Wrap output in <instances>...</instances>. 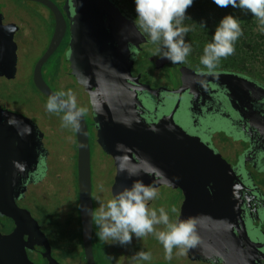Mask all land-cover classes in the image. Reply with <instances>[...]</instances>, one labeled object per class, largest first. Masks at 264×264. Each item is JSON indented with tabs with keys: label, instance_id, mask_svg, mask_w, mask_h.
Returning <instances> with one entry per match:
<instances>
[{
	"label": "water",
	"instance_id": "obj_1",
	"mask_svg": "<svg viewBox=\"0 0 264 264\" xmlns=\"http://www.w3.org/2000/svg\"><path fill=\"white\" fill-rule=\"evenodd\" d=\"M26 1L42 5L54 19L48 47L33 68L32 83L36 90L47 99L55 94L43 81L41 70L65 36L67 24L62 15L64 12L69 21L70 34L64 72L73 76L86 93L89 94L90 88L94 89L90 105L94 122L101 131L98 142L112 157L114 166L123 163L127 166L129 163L128 171L136 175V180L151 184L161 182L180 189L184 200L179 218H194L199 239L209 228L221 233L218 235L223 234L218 236V246L210 249L220 264H264L263 226L260 224L257 233L252 232L244 222L250 214L244 209V217H240L241 208L234 201L233 171L211 147L209 139L204 141L175 124L174 110L167 112L163 105L158 108L138 95L143 91L152 96L159 93L148 86L137 85L138 82L130 74L133 62L128 50L132 44L129 36L134 35L137 43L145 42L139 30L123 18L108 0H66L61 6L62 12L49 0ZM5 59L6 56H3L0 78L4 76L1 65ZM181 69L188 70L185 67ZM199 78L215 89H224V98L241 120L246 119L241 114L242 109L238 108V104L244 105L242 100L254 104L264 98L260 96L261 93L264 95V85L239 74L216 72L213 75L206 72L199 74ZM164 90L180 96V92ZM214 114L198 113L193 116L200 126L222 118L217 112ZM26 121L11 109L0 106V216L13 223L10 234L3 232L0 226V264H30L26 257V251L31 249L29 241L15 240L16 236H23V230L35 228L30 222L29 209L22 203V209L17 206V202L24 198L22 171L33 139ZM101 133L108 137H102ZM74 135L81 244L86 264H95L92 252L94 208L90 147L84 117ZM116 181L113 189L117 186ZM201 187L210 193L212 200L199 193ZM37 233L42 237L39 245L44 250L41 255L45 264H57L51 257L47 237L38 230ZM195 247L187 250L191 260L199 258Z\"/></svg>",
	"mask_w": 264,
	"mask_h": 264
},
{
	"label": "flooded vegetation",
	"instance_id": "obj_2",
	"mask_svg": "<svg viewBox=\"0 0 264 264\" xmlns=\"http://www.w3.org/2000/svg\"><path fill=\"white\" fill-rule=\"evenodd\" d=\"M49 1L52 2L60 11L61 6L66 2V0ZM108 1L119 10L123 18L135 26L131 18L125 14L117 0ZM25 2L31 1L0 0L1 31L3 35L7 37L6 46L10 45V47H12V51H9L7 54L5 63L1 65V69L5 74L8 72L13 73L15 71L16 76L15 79H11L12 81L17 79V64L19 62V55H30L34 49L40 47L41 41L45 40V35L50 28V24L48 23L49 20L52 19V25L54 26L53 16L48 9L38 3L33 2L37 5H40V9L37 11L28 10L25 7L26 5L23 6ZM43 12L46 14H43ZM62 15L66 21L67 30L62 43L56 52L60 51L61 54L64 53V59H67L70 38L69 21L67 20L64 12H62ZM9 19L14 20V22L10 23L12 25H8ZM129 38L132 44L128 46V50L130 54V60L133 62L130 68L131 76L138 82L137 85L148 86L151 90L159 92L155 96H152L145 91L139 92L138 95L146 102L157 106L158 108L163 105V107L167 109V112L174 110L173 119L175 124L183 131L189 132L190 130L191 135L195 137L200 136V138L204 141L209 139L211 147L221 156V158L226 162L235 175L232 181L233 187L235 188L234 201L241 208L240 217H244L242 210L245 209V211L250 214V218H248V220L244 218L246 226L250 228V231L257 233L259 231L258 228L260 227V224H262L261 227L263 226L264 233V98L258 102H255L254 104L242 100L241 102L244 105L238 104V108L242 109L241 114L245 115L246 119L241 120L237 114L232 111L227 100L224 98L223 95H226L224 89H215L213 85H209L204 81V79L199 78V74L206 73L205 71H199L190 68L189 70L191 71L183 70L180 73L179 70L182 67L181 65H171L164 63V59L155 56V52H150L144 49L145 44H147L146 39L145 43H137L138 40L136 37H134V35H130ZM61 46L63 47L60 49ZM14 55L16 56V64L14 63ZM58 61L59 60H57V62ZM58 64L59 63H57V65ZM167 65L173 67V70L166 71ZM46 74L47 73L45 72L44 78L42 75V79H44L43 81L54 93H58V90L61 89L71 90L74 92L79 105L85 103L87 111L83 117L87 127L90 147V134L94 133L96 136H98L99 132L101 131L99 126L94 122L95 116L91 108L90 101L87 98V93H85L82 86L76 83V80L73 76L67 77H69L74 82L75 87L71 86V84L69 85L63 83L62 78H56L53 85V83L46 77ZM4 79L9 81L6 77H4ZM29 79L32 81V75L31 78L28 75L26 79H20V84L18 85L20 89L17 92L22 91L23 93L18 99L15 97V103H18V100H20V103L23 104L22 107L21 105L20 107L23 108V110L26 109V105L29 102L34 103L36 106L39 102L38 96L34 93L33 89H28L30 86ZM151 81H160V84L155 82L159 85L153 87ZM9 83L14 85L10 81ZM164 89L180 92V96L168 94ZM89 90L93 91L94 89L90 88ZM261 94L260 96L264 97L263 93ZM256 96H258V94H256ZM241 97L244 98V95H241ZM43 112L47 113L46 111ZM215 112H217V115L222 117L218 122H205L200 126L193 116V114L198 113L199 115L205 113H211L215 115ZM15 113L21 115L28 121L31 120V118L29 119V117L26 116V114L18 113L17 110H15ZM28 121H26V125L30 128V123ZM101 136L108 137V135L105 133H101ZM34 137L35 139L38 138V135L35 132ZM96 144L97 147L107 155V157L112 159L110 155L105 153L103 146L98 142V137H96ZM112 162L114 165L113 159ZM39 164L40 160L37 156V167ZM32 175L34 174H32L25 166L22 171L21 179L24 188V198L17 202L19 209H22L21 203L27 197L28 192H31L30 190L33 187L28 183L29 177ZM143 183L146 185L150 184L148 181H143ZM200 191L201 192L199 193H204L205 196L210 198V193L205 191L202 187L200 188ZM33 194L39 196L34 191ZM210 200L212 199L210 198ZM28 206L30 207L31 211L35 213L36 216H38V220L41 219L42 213H38L29 203ZM37 218L31 215L30 222L35 228L29 227V230H23V236H16L15 240L29 241L31 249H26V257L30 264H45L46 261L41 255L44 250L39 245V243L42 242V237L37 233V230L40 232L41 230L39 228L36 229ZM93 225H95V213ZM0 226H2L3 232L10 234L13 223L8 218L0 216ZM51 236H53L52 233H50V237ZM50 237H47V240L53 260H55L57 263H60L59 261L62 260L59 258H63L64 264H76L74 256H62L64 254H61L58 251L54 238ZM196 249L197 247L195 250ZM199 251H201L200 247ZM199 257L201 258V252H199ZM194 261L195 260H192L191 262ZM116 263L122 264V260H116ZM78 264L83 263L79 262ZM216 264H220V262L217 261Z\"/></svg>",
	"mask_w": 264,
	"mask_h": 264
},
{
	"label": "clouds",
	"instance_id": "obj_3",
	"mask_svg": "<svg viewBox=\"0 0 264 264\" xmlns=\"http://www.w3.org/2000/svg\"><path fill=\"white\" fill-rule=\"evenodd\" d=\"M194 0H133L134 25L156 45L155 56L168 60L171 64L185 63L192 52V46L186 42V36L191 31L189 26H183L187 9ZM218 6L238 7L246 14H251L260 25V32L264 34V0H213ZM207 28L206 22L199 24ZM243 36L238 17L227 14L215 26L212 38L203 48L200 64L208 74H216L222 59H226L235 52V44ZM49 114L58 115L61 127L79 130L85 108L77 105L76 96L71 90L60 91L48 97L44 105ZM129 175H135L130 173ZM158 192L152 184H144L141 180H134L131 186L112 192L111 198L98 201L99 207L95 214V225L98 239L106 244L125 246L132 243L133 238L142 239L148 235L163 246L165 259L171 260L173 249H179L178 254L200 243L195 232V220L189 218L181 220L170 219L169 211L164 207L158 209L149 207V202L157 199ZM176 213V208H171ZM162 225V230H157ZM152 259L151 253L137 251L130 258V264H143Z\"/></svg>",
	"mask_w": 264,
	"mask_h": 264
},
{
	"label": "rangeland",
	"instance_id": "obj_4",
	"mask_svg": "<svg viewBox=\"0 0 264 264\" xmlns=\"http://www.w3.org/2000/svg\"><path fill=\"white\" fill-rule=\"evenodd\" d=\"M23 6H25L28 10H33V11H37L38 9H40L39 8L40 5H37L33 2H25L23 4ZM43 14H46V13L43 12ZM11 22H14V20L9 19L8 25H12V24H10ZM52 22H53L52 19L48 21V23L50 24V28H49V31H47V33L45 35V40L41 41L40 47L34 49L30 55H28V54H25V56L19 55V62L17 64V79L15 81H10L13 84L18 86L20 84V79L21 78L26 79L28 77V75L30 74L32 66H34V62L39 58L41 52L44 50V46L46 45L48 40L50 41V39L52 37V33L54 30L52 27V24H53ZM50 34H51V37H50ZM30 40H31V38H30ZM6 41H7V37H5L3 35V33L1 32V34H0V60H1L0 64L3 61V56L4 57L6 56V58H7V54L9 53V51L10 52L12 51V47H10V45L6 46ZM142 43H145V42H142ZM62 47L63 46H61L60 49ZM144 49H146L147 51H150V52L156 51L152 46H150V44L148 42H147V44H145ZM57 60H59V61L57 62ZM65 61H66V59H64V53L61 54L60 51L56 52L49 58L48 62L44 66V70H46V72H48L51 69L49 74L52 76H55L53 73L54 65L58 66L59 75L56 76V78H58V79L62 78L63 83L69 84V85L71 84V86L75 87L74 82L69 77H67V76H71V75H67L64 72ZM57 63H59V64L57 65ZM182 64H183L182 67L183 68L185 67L188 70L190 68L194 69V70H199L200 60H199V57H195V58H191V59L186 60V62L182 63ZM166 67H167L166 71L167 70H169V71L173 70V67H171L169 65H167ZM183 70H185V69H180L179 70L180 73ZM256 70H257V74L260 75L261 79L264 80V67L260 65L259 67H257ZM258 70H260V72H263V73L259 74ZM180 75H182V74H180ZM155 82H152L153 87L160 84V81L156 82L159 84H156ZM161 84H165V83H161ZM166 84H168V83H166ZM2 85H4V84L2 83V81H0V86H2ZM9 85L12 86L11 83H9ZM169 85H171V84H169ZM30 88L31 87L29 86L28 89L30 90ZM59 91H64V90H58V92ZM66 91H68V90H66ZM91 92L92 91L89 90V94L87 93V95H88L87 98L89 101H90V96L92 94ZM21 93L22 92H19L18 95H20ZM73 94H74V92H73ZM36 95L38 96V100L40 101V103L38 102L37 106L34 103L29 102L26 105L25 110H20L19 108L16 109L18 111V113L26 114V116L29 117V119L31 118V120H29V123H30V130H31L33 139L31 141V144L29 147V151H28L29 153H27V155L25 156V166L29 169V171L32 174H34V175L39 174L40 175L43 167H46V165L43 161L42 163L40 162L39 166L37 167V156L39 157V155H40L41 157H43L45 152H47L48 154H47L45 159H47V161H51L50 164H51V166H53L52 168L54 169L55 176L59 177L60 180L64 179L63 181L66 182L68 176L72 175V172L74 174V164L69 159L70 157L74 158V155H75L74 149H73L74 140H73L72 135H71V129H65V128L61 127V120H60V117L58 115L49 114V113L47 115H45V113H43V111H45L44 105L46 104L47 100L45 98L41 97L39 94H36ZM77 105L79 107L86 109L85 103H82L80 105L77 103ZM53 117L56 118V121H57L59 126L55 123V121L53 120ZM46 118L49 119V122L54 126V128H52V127L50 128L49 126L46 125V123H44ZM34 132L38 135L37 139H35V137H34ZM99 136L100 135L96 136V134H94V133L90 134V148H91L90 149V156H91L90 167H91V183H92V201H93L95 214H96L98 207H99L98 201L102 202V201H106L107 199H110L113 191L114 192L119 191L123 187H126V186L130 187L131 184L133 183V181L136 180L135 179L136 175H129L130 174L128 171L130 168L128 166L129 163L127 164V166L125 165V163H123L122 165L115 167L113 165L112 159L107 157V155L104 154V152L101 151L97 147L96 137H99ZM103 148L105 151L104 146H103ZM105 153H107V152L105 151ZM66 161H68V162L66 163ZM73 177H74V175H73ZM113 180H114V183L117 180L116 181L117 186L114 189H113V185H114ZM72 183L73 182H72V177H71L69 180V188L65 187L66 191L69 189V192H72V190L74 188ZM152 185L155 187L156 191L158 192V197H157V199L149 202V207L156 208V209H158L160 207H164L166 210L169 211L170 219L175 220L176 217L178 216V214H180V208H181L182 202L184 200V196L181 195L180 189H178V188L173 189L172 187H169L165 183H161V182H155ZM53 189H54V186H53V183L51 184L50 176H44L41 178L40 182H38L36 185H34L32 187V189L30 191L31 192L34 191L41 198H44L47 194H50L53 191ZM199 191H200V189H199ZM182 196H183V200H182ZM27 197H28L27 198L28 203L30 205H32V207L38 213H41L43 211V214H41L42 215L41 219L38 220V218H37L36 223L38 225V228L43 233V235H46L49 238L50 233H52V235H53V234H55L54 232H56V230H55V228H56L55 219L52 217L53 210H54L55 206H57L56 201L51 197V195H50V197L49 196L46 197V200H44L43 208L39 210V208L37 207L36 199L31 197L30 195H27ZM173 207L177 209L176 213H172L170 211V209ZM201 208L203 211V207H201ZM59 210H60L59 212L61 214V218L64 219L66 216V213L68 211L65 204H63ZM47 212H49V213H47ZM65 219L66 220H63L64 224H66V221H68L67 217ZM95 219H96V216H95ZM156 227H157V230L163 229L162 225H158ZM75 229L77 230L76 223H75ZM218 233L219 232H217V230L214 228L206 229V231L201 235L200 243L198 244L201 251H199L198 247L196 249L197 252H201V258L199 257L198 258L199 261H194L192 263H190L188 261L186 253L184 255H179L178 254L179 249H177V248L173 249L171 260L165 259L164 248L154 238L153 235H148V236H146L140 240L135 238V241L132 242L129 246H127V249L130 252H132V254H134L135 252L140 251V250L150 252L152 259L148 262H143V264H208V263L209 264H216L217 261H220V260L210 253V249L218 246V244H219L218 243V241H219L218 236H220V237L223 236V234L218 235ZM219 234H221V233H219ZM50 238H53V237L51 236ZM227 241H230L229 242L230 245L232 244V242L229 238L227 239ZM228 245L225 244V246H228ZM131 257H132V255L127 259V262H126V257L122 258V263L126 264V263L130 262ZM59 259H62V258H59ZM177 262H179V263H177Z\"/></svg>",
	"mask_w": 264,
	"mask_h": 264
},
{
	"label": "trees",
	"instance_id": "obj_5",
	"mask_svg": "<svg viewBox=\"0 0 264 264\" xmlns=\"http://www.w3.org/2000/svg\"><path fill=\"white\" fill-rule=\"evenodd\" d=\"M117 1L119 5H121L125 14H127L131 18V20L134 21L136 14L134 11L135 6L133 3V0H117ZM227 14H232L238 17L241 27L243 29V36L240 37V39L236 42L234 54L227 57L226 59H222L216 72H227V73L239 74L257 83L264 85V80L261 79L260 75L257 74V70H256L257 67H259L260 65L264 67V34H261L260 32V25L257 19L253 17L251 14H246L244 11H242L238 7H232L231 5L227 7H221L213 3V0H194L193 4L187 9V12H186V15L190 17L191 19H186L183 22V26H189L191 28V31L186 36V42L190 43L192 46V52L188 56L187 60L191 58H195V57H199V60H200V57L203 54V48L205 44L211 40L212 34L215 30V26L219 23L220 19ZM202 21L206 22L207 28H202L199 25ZM143 36L146 39V41L150 44V46H152L156 50V45L152 44L145 35ZM48 44H49V41L44 46V50L41 52L39 58L34 62V66L36 62L40 59V57L46 51ZM15 59H16V56L14 55V63L16 64ZM164 63L171 64L166 59H164ZM176 65L183 66V64H180V63H177ZM34 66H32L31 72L29 74L30 78H31ZM50 71L46 72V70H44V67H43L41 73L44 78L45 77L44 74L46 72L47 73L46 77L54 85L56 76L59 75V69L57 68L56 65H54L53 73L55 74V76L50 75L49 74ZM199 71L207 72V70L204 69V66L201 64L199 65ZM258 73L261 74L263 72H260V70H258ZM3 74L4 76L0 78V81H2V83L4 84L0 86V106L3 108H9L13 112H15L17 108H19L20 110H23V108H21L23 104L20 103V100H18L19 104L17 102L15 103V99H16L15 97H17L18 99L22 95L23 92L20 91L22 93L18 95L19 92L17 91H19L20 88L15 84H14L15 86L9 85V81H12L13 79H15V75H16L15 71L13 73L8 72L6 74L3 72ZM4 77H6L9 81H6ZM29 81H30V86L33 89L34 93L39 94L41 97L45 98L36 90V88L32 84L31 79H29ZM64 91L66 92V90ZM45 99L47 100V98ZM47 114L48 112L45 113V115ZM53 120L58 125L55 117H53ZM45 121L44 123H46L47 126H49L50 128L51 127L54 128V126L49 122V119L46 118ZM71 135L74 140L73 149H74L75 155H74V158L73 157H70V158L68 157V158L74 164V174L72 172V175L68 176L66 182L63 181L64 179L60 180L59 177L55 176L54 169L52 168L53 166H51L50 164L51 161H47V159H45L48 154L47 152H45L43 157L39 155L38 158L41 163L44 161L46 167H43L40 175L35 174L29 177L28 183L29 185L34 186L38 182L41 181L42 177L50 176L51 184L53 183L54 189L50 194H47L44 198L34 195L33 192H28V195L36 199L37 207L39 208V210L43 208L44 200H46V197L48 196L50 197L51 195V197L57 203L56 204L57 206H55L53 213H52V217L55 219V226H56L55 228L56 232H54L55 234H53L52 237L55 240V244H56L58 251L61 254H64L62 256H69V257L74 256L76 260V264H78L79 262L86 264L84 256H83V250H82V244H81V229L79 225V216H78V208H77L76 143H75V135H74L73 130H71ZM67 162L68 161H66V163ZM71 177H72V182H73L72 185L74 186V188L72 192H69V189L66 191L65 187L69 188V180ZM181 195H183L182 192H181ZM27 198L28 197L24 199L22 204L25 205L26 208L29 209L32 216L37 218L35 213H33L30 207L28 206ZM182 200H183V196H182ZM63 204H65L68 210L65 216V218L66 217L68 218V221H66V224H64V221H63L66 219L65 218L62 219L61 214L59 212L60 211L59 209ZM41 213L43 214V211ZM75 223L77 226V230L75 229ZM98 231L99 229L95 225H93L92 252H93V258H94L95 264H117L116 260L120 261L122 260V258H125V257H126V262H127V259L131 255H133L132 252H130L127 249V246H129L130 244L125 245L123 247L119 245L106 244L102 240L98 239V237L96 236V232ZM134 241H135V237L133 238L132 242ZM186 256H187L188 261L192 263L191 262L192 260L189 258L187 251H186ZM61 260L62 262L64 261L63 258ZM198 260H195V261H198ZM126 264H130V262Z\"/></svg>",
	"mask_w": 264,
	"mask_h": 264
}]
</instances>
